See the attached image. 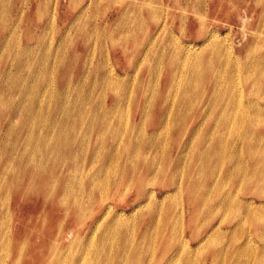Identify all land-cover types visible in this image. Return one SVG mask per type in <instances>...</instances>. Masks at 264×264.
Masks as SVG:
<instances>
[{
	"label": "rangeland",
	"instance_id": "374dc122",
	"mask_svg": "<svg viewBox=\"0 0 264 264\" xmlns=\"http://www.w3.org/2000/svg\"><path fill=\"white\" fill-rule=\"evenodd\" d=\"M3 6L6 9L8 6L7 20L9 26H6V23L3 25V27L1 28L2 39H0L2 41H4L5 39L7 40L12 34V31H14V34L11 39L9 38L10 40L9 42H7L6 46H4V48H0L2 49L0 50L1 59L4 61H9L7 59H10L12 57L15 61V59L21 58V54H24L25 49L27 46H29V44H31L32 46L33 44L39 43L40 45L39 49H33L35 50V52L37 51V54H39L40 63L38 65L43 67V69L41 70L42 73L44 75H47L42 76V74H40V79L37 80L26 78L28 86H32V97L34 96V94L39 92V90L45 91L46 89L48 90V92L51 91L49 92V95H47L46 100H48L46 101V103L48 101V104L55 103L57 101L56 93L58 92V90L55 89V84L57 85L55 79H58V77L62 74H59L60 70L65 73V79L67 78L68 82H70V84H73L74 86H77L78 89L75 92L72 90V94L70 95V97H67L66 93L62 92L65 94L62 95L63 103H60V107L64 105V107L66 106V110H64L65 112L62 109L55 111L56 120H51L49 119L51 117H48L53 116L51 113H53L54 111L48 112L47 110H42L44 118L43 120L45 122L42 120L38 122L37 125L28 126L27 124L26 136L28 137L25 136V139L27 140L28 144H25L27 148L22 145H17L15 148L14 138H3V141L0 142V153L2 155V158H4L5 160L3 165L0 164V172L4 169L3 167L8 161V158H5V152L9 151L11 148L15 149V151L13 152V155L9 161L11 164H9L13 168H15L17 172L20 163L19 160H21L19 159V155L22 154L21 151H24L23 153H25L22 156L23 163H26L25 159L28 162L33 161L35 165L43 163L48 166V172L56 167L58 168V164L61 162V159L63 157H66L64 152L68 148V138L72 135L76 136L78 140H80V142H84V145L78 146L75 149L74 154L72 155L76 159H80V157L85 155L87 147L89 148L88 145H86L87 147H85V144L86 142L87 144H89V140L90 142L96 141L98 144H100V147L97 144L96 153H98L97 155H99V157L101 156V158H103V156L109 153L110 151H115L117 146L122 149L124 144L130 143V139H132V137L133 139H135L136 135L141 132L140 127L136 128L135 130L132 129L131 121H133L134 113L139 112L136 110V108H138V106H141L142 102L145 100L144 96L140 95L142 94L140 93L142 92V89H147V96L149 98L153 95L159 96L161 95V93L166 91L167 103L169 104V106H171V110L173 109V114L170 116L171 125L174 122V117H176L175 114L180 113L181 116V113H186L188 109L192 108V106H190V103L192 102L194 104L193 107H195V109L192 112L191 119L194 118L195 120L194 123L196 127V132L194 133L195 136L194 134H190L188 136L187 134L183 133L181 135V133L178 134V132L174 131V129L171 127V129L169 128L168 136L159 135L160 140L165 143L166 146L167 144L168 146H171L172 139L174 140L178 136L179 141L181 140V144H183V141L186 138H191V140L193 139L192 142L194 144L186 150L184 149V152L188 153L181 155L182 163H180V166H182L183 164L182 167H184V165H188V162L190 161L192 162L191 170H194L195 173H197L198 171L200 173L202 172V169L204 170L205 168L215 166L217 168V171L219 172V175H217V180H219V182H222V186L219 187V190L213 192V195H215L216 197L218 196V198H221L225 195L226 190H230V192L232 191V198L235 203H233V205L235 206H229V208H219L217 206L213 207L211 212H209V214H206L207 216L205 214H202L195 220V226L199 227V232L201 233H205L206 229H210L211 227H214L215 229V232L214 229L212 230L213 232L210 231L212 233H210L209 236L205 235V238L202 242L203 244L201 243L199 246L196 247V239H193L190 236L189 231H183L181 229L180 232V227L174 232L172 240L175 241V244H181L183 241H185V238L190 239L189 246L191 247L187 245L186 249H197L195 253H192V255L190 256V258L194 259L195 262H198H196L195 264H199V262L202 260H205L208 264H211V253L213 252V250L219 247L227 251L228 254H220L219 256H217V262L215 264H233V261L232 263H230L231 254L234 250V247L239 244H242L245 248L244 252L242 253V256H238L240 257L238 258L240 260L239 264H257V261L258 264H260L261 260L264 259V206L257 207L259 205L256 204H258L259 201H264V195L261 196L258 194L259 191L264 193V163L261 162L257 163L256 165L252 164V166L254 167L249 166L252 162L254 163L255 160L256 162H259L258 159H260L261 156L264 155V152H262L264 150V145H260L257 142H253L255 141L254 138L251 140V142L253 143V148L249 149V146L242 144L238 145L235 149L231 148V139H233L235 136H241L243 131L245 129L250 130V127L248 126L247 121L241 123L243 126L238 128V131H241V134H239L237 130L234 131L235 128L237 129V123L233 121V124H228V127L223 131V128L221 126L228 119L231 113L228 112L229 110L224 112V109L218 111V108H221V105H217L216 101H214V97L216 96L220 100V96L223 97L226 94L227 97V95L232 94L237 102L240 101L239 103H236L243 107L247 106L246 104L252 102L261 105L263 107V110H261L259 113L258 111H251L250 113L252 114L254 119L257 117V115L260 118L259 120H253L255 126H257V130H261L257 132L259 134L264 135V0H0V13H3ZM13 22L14 25L11 26L10 24ZM160 28L162 30H160ZM212 37H215V39ZM87 43L89 46L88 52L84 45ZM190 46L194 47L193 52L196 53V56L194 54L191 55L193 52H189L190 54L188 53V55L186 56V52H184V50ZM195 46L197 49L195 48ZM200 46L201 48H199ZM15 48L17 49V51ZM49 49L51 51H48ZM54 49L56 51L59 50L61 54H64L60 61L55 60V56H53L55 54ZM45 53H49V56ZM81 54L86 56L87 60L92 59V57L94 56L92 59L93 64L90 63L88 67L84 66V69H80L79 64H77V62L81 57ZM9 55L11 56L8 58ZM72 55L75 56L73 57ZM23 57L24 56H22V58ZM89 60L88 63L92 61ZM170 60H177L178 62L176 66L173 62V70L176 71L173 74L175 80L172 84V87L170 84L171 81L168 87H165V68H167L166 63L169 64ZM183 60L186 62L190 60L188 66L186 64V66L182 67V62L184 63ZM191 61L195 62L198 66L200 65L199 67H202V69L206 68L208 64L211 65V67L213 68V73H209V76L206 75L205 72L201 74L198 71L196 75H191V77L190 75H184L181 72L185 71L187 68L191 69L194 66L198 67L196 64L194 65V63H192ZM227 63L230 65H228ZM237 63L239 65H237ZM102 66H105V69L109 70L110 73L113 75L124 77L125 74H127L126 77H124L125 79H121V77H119L120 82H118L117 84L115 83L116 85L114 87H110L107 84L109 88L106 91V95L108 96L110 102H113L110 99L113 95V92L118 89L120 95L123 96L121 104L117 108H115L116 111L113 112L116 117L122 116L123 114V120L121 119L120 121L112 123L111 127L109 126V128L108 125L92 123V121H90L89 115H87L88 113L85 112V108H89L95 113L99 111L100 104L98 106L97 103L102 95V88H100V84L105 81ZM7 67H9L8 69H11L12 72L16 71V65L14 63L8 64ZM236 69L239 71H236ZM80 70H83V72L79 73ZM166 71L168 74L169 67L168 69H166ZM50 74H53L52 77ZM222 74L224 75L222 76ZM158 75H160V79H158ZM75 76L77 79L75 78ZM173 77L172 79H174ZM6 78L3 79L2 77L1 83L4 82L6 85L10 83L13 84L14 81ZM15 78L16 80H18L17 83H22L21 81L24 80V77H22L21 79V77L15 76ZM189 78H192V80L189 81ZM106 79L110 83L111 80L115 81L110 74L107 76ZM177 86H179V89ZM59 88L61 87H58V89ZM153 89L155 90V92ZM177 89L179 92L176 91ZM88 90H92L93 93L88 92ZM183 90L188 91L189 99L188 101L183 100V103H181V96ZM0 92H2L0 94L4 103L3 107L1 108V111L3 110L4 113L7 111V109H9L11 105V103H7L10 95L18 101V91L14 90L13 93H9L7 88H2L0 89ZM223 92L225 93L222 94ZM236 92H238L239 94ZM91 98L93 99L91 100ZM137 99L138 104L140 103L139 105L137 104ZM74 100L76 101V103ZM89 103H91V105H89ZM152 108L153 107H149V110L147 112L149 116H151V114L155 112V110H152ZM221 113H223L224 115ZM72 115L76 117L74 121ZM221 115L223 117H221ZM67 116H70L71 119H62L63 117ZM126 117H129V119H126ZM178 119L179 118H177L175 121L177 122ZM186 120L188 119L186 118ZM213 126L217 127L214 130L215 132L223 131V137L225 141L223 140L221 143H214L213 146L209 149V151H205L206 153H204L202 157L201 151L207 148L210 143L209 141L211 140L209 135H205V133L207 132L204 129ZM47 127L48 129H45ZM79 127L80 129H82L83 127V129L80 130ZM37 129H39V131ZM51 130L52 132H50ZM146 130L150 133L153 128L151 126H147ZM2 131L3 130H1V132ZM226 132L228 133L226 134ZM119 134H122V138L119 136ZM83 135L86 137H84ZM243 136L247 140V136ZM103 140L106 142L105 145H103ZM43 141L45 144L43 143ZM239 142L242 141L239 140ZM9 143L11 144V146ZM223 143L226 147L223 145ZM107 144L111 145L107 146ZM219 144L221 145L220 153L218 152V150H216L218 149ZM45 145H47L46 148ZM21 146L22 148H20ZM174 146L177 147L178 143H174ZM162 151V148H160L159 152L161 153ZM89 152L90 149H88V153ZM170 153H168L167 155H169ZM221 154H224V156ZM176 155L177 152L175 151V149H173V152L170 154V156L176 157ZM182 157H184V161L186 162L183 163ZM192 157L194 158L192 159ZM109 160L106 161V171H109V175L111 174L112 177L114 173L115 175H117L116 173L122 171L121 168L125 159H121L118 156V160L116 161H111V159ZM109 163L111 164L109 165ZM114 165L115 167H113ZM228 166H232V169L229 172L227 171ZM182 167H180L179 169L181 171L178 170L175 175H181L183 169ZM240 167H242V169ZM246 168L250 171L248 172L249 175H251L252 177L256 176V178L249 181L248 184L250 188L253 189V191H256L255 194L251 193V191L246 188L248 186L247 183L249 180L247 179V175H238V173L235 175L236 172L244 171L246 170ZM183 170L186 171L185 177H187L190 168L184 167ZM173 172H175L173 169H168L159 177L160 179L166 182L172 176ZM18 174H20V172ZM152 175L153 173H151L150 178H152L153 176H157ZM185 177L182 178L179 183V185L183 183V187L186 186ZM98 178H101V182L99 181L100 183L98 185L100 187L103 186L105 189L99 187L98 191L94 193V196H98L99 198H101V200H104L106 202L109 201V203L113 205V211L118 212V217L120 215L119 226L117 224L115 228L112 227L110 229L111 233L114 234V239L117 238L121 226H127L129 227V231L133 232L132 230L137 224L141 211L145 209L142 208L145 204V201L142 202V207H137L138 210L137 208L136 211L135 209L131 210V205L135 203V187H133L130 183L127 184V182L119 184L116 188L109 183V178H106L104 174H102V176L100 175ZM2 180L3 183L1 182ZM2 180H0V241H6L7 233L5 232L9 230L8 227H10V229L13 227L15 228L16 235L14 236V234L10 231V234L8 235L9 238L14 236L13 238H16V240L20 243H25L27 247L19 253L20 250L18 251L17 248L4 247V250L1 246L0 256L5 258L6 264H12V259H20L18 264H27V259H30L32 257V253L34 251L33 248L29 247L28 243L31 244V240L36 239V234L41 235L45 227L49 226V224H52L53 226L55 225V233H57L59 225L64 220V208L60 207V213L58 214V212L56 211L57 214L54 215L53 218H50L47 215L49 209L51 208L49 206L50 204L45 203V200L42 198L41 195L32 193L27 196H20L19 193L16 191L11 192L8 178H5V181L4 179ZM102 183H104L105 186ZM167 185L164 188L158 189V196L161 195L160 192L169 189ZM77 186L80 188L77 189V191L80 190L78 195H85L83 187L81 188L79 183L77 184ZM154 186L155 185H150V183L147 184V188L149 189L153 188ZM171 194L172 193L168 195L166 200H162L161 198H157V200L163 202V204L165 202L168 204L173 203L172 206H174V208L178 207L177 203L182 202L179 209L181 211H184L183 215L184 221L186 223L187 220L191 217L190 211L188 210L187 206L185 207L184 205L186 195L179 192L173 193L172 195ZM241 199H251L254 201L255 207L253 208L256 210V215L254 216V218L245 219L244 216H242L243 209L241 208L239 201ZM85 206H82V208L79 209V213L81 212L80 217L82 216L81 219L86 218L87 216V219L85 220L86 223L83 226L84 231L89 225V221L92 220V218L88 219V216L92 213V210L94 208L93 206L90 207V205ZM87 207L90 209H88ZM171 210L172 208H167L163 205V216L167 215V213ZM110 217L108 216L107 220L101 225V227L89 235V238L86 237L82 239V242H75L73 240L71 243V254L69 255L64 253L66 258H63L64 256H62L61 258L59 257L62 261L60 260L59 262L57 259H54L52 263L72 264V258H74V255L79 256L80 254H82L84 246H95L93 243H97L100 241L101 230L109 222ZM240 222L245 223L242 224ZM236 223H238L239 226H237V229H234L236 227L234 226ZM67 226L68 227L65 231L70 228H74L75 225L70 221ZM78 230V228H74V231L77 232ZM257 230L259 231L258 233ZM156 231L157 230H153V233L150 238L145 241V254H147L148 257H150L152 255L151 253L154 251L152 247L157 246L160 240L159 233ZM158 231L161 230L159 229ZM23 233H28L29 238H26L25 234ZM3 234H5L6 237H4ZM1 237H3L4 239H2ZM54 239L57 240L55 237H53L51 242L54 243ZM116 241L119 240L117 239ZM253 246L257 247L253 248ZM149 249H152V251H150ZM247 252H249L250 254ZM57 254L58 255L56 257L61 256V253L59 254L58 252ZM184 255L186 256L187 254L184 253ZM89 256V254L86 255L87 260L85 258L82 259L84 261L86 260L83 263L87 264L89 262L88 259H90L97 264V261L93 258L91 259V257L88 258ZM262 261L264 262V260ZM28 264L30 263L28 262ZM35 264H38V261ZM175 264H181V262L176 261Z\"/></svg>",
	"mask_w": 264,
	"mask_h": 264
},
{
	"label": "bare ground",
	"instance_id": "6f19581e",
	"mask_svg": "<svg viewBox=\"0 0 264 264\" xmlns=\"http://www.w3.org/2000/svg\"><path fill=\"white\" fill-rule=\"evenodd\" d=\"M7 9H8V6H7ZM7 9L3 6V10H2L3 13H0V15H1V17H0V38L1 39H2L1 28L3 27V25L5 23H6L5 24L6 26H9L8 20H7ZM10 25L11 26L14 25V22L11 23ZM162 29H163V27H162ZM162 29L160 28V30H162ZM3 30H4V28H3ZM13 34H14V31H12V34L9 37L10 39H11V37H13ZM44 37H45V35H44ZM9 38L7 40L3 39L4 41H2L0 39V48H2V47L4 48V46H6L7 42H9V40H10ZM212 38L215 39V37H212ZM217 38H218V35H217ZM153 41H155V40H153ZM209 42H207V43H209ZM226 42H227V40H226ZM152 43H154V42H152ZM223 44H224V42H223ZM84 45H85V48L87 49V52H88V50H89L88 43L84 44ZM188 45H190V44H188ZM191 45H193V44H191ZM33 48L39 49L40 48L39 43L33 44L32 46H31V44H29V46L26 47L24 54L23 53L21 54V58L15 59V61L12 57L10 59H7L9 61H4L0 57V80L2 79V77H3V79L7 77L6 79H10V80L15 82V84L13 82V84L10 83V84L6 85L4 82L1 83L2 82V80H1L0 81V89L7 88L9 93H13L14 90L18 91V101L15 100L10 95L7 103L8 104L11 103V105H10L9 109H7V111L4 113H3V110L1 111V108L3 107L4 103L2 101L1 94H0V129L3 130L2 131L3 133L0 130V142L3 141L4 137H6L8 139L14 138L15 139V141H14L15 142V148L17 145L25 146V144H27V140L25 139L26 137H28V136H26L27 124H28V126L37 125L38 122L42 121L44 119L43 114H42V110H47L48 112L54 111L53 113H51L53 116H48L49 114L47 116L51 117V118H49L51 120H56V112L55 111H58L60 109H62L63 111L66 110V106L64 107V105H62L60 107V103H63L62 102V95L66 93V96L70 97V95L72 94V90L75 92L78 89L77 86L70 84V82H68L67 78L65 79V76H64L65 73L62 70H60L59 74L62 73L61 74L62 76L61 75L59 77L57 76L58 79H55V82L57 83V85L55 84V89L58 90V92L56 93L57 94V98H56L57 101L55 103L48 104L49 101L46 103V101L48 100V99L46 100L47 95H49V92H51V91L48 92V90H46V89H45V91L39 90V92L34 94V96L32 97V94H31V87L32 86H30V85L28 86L26 78L37 80V79H40V76H41L40 74H42V76L47 75V74L44 75L42 73L41 70L43 69V67L38 65L40 63L39 54H37V51L35 52V50ZM195 48H196V46H195ZM199 48H201V46ZM56 49H57V47H56ZM0 50H2V49H0ZM16 51H17V49H16ZM48 51H51V50L49 49ZM54 51H55V54L54 55L51 54V55L55 56L56 61H60L62 59V57L64 56V54H61L59 50L56 51L54 49ZM193 51H194V47H191V46L187 47L184 50V52H186L185 53L186 56L188 55L189 52H193ZM22 52H23V50H22ZM250 52H251V50H250ZM8 53H10V52H8ZM253 53H254V51H253ZM45 54H47L49 56V53H45ZM193 54L195 55L196 53L193 52L191 55H193ZM75 55H72V56L74 57ZM10 56L11 55H9L8 58ZM22 56H24V57L22 58ZM77 56H78V53H77ZM250 56H252V55H250ZM93 57H92V59H93ZM192 57H194V56H192ZM86 58H87L86 56L81 54V57L79 58V60L77 62V64H79L80 69H84V66L88 67L90 65V63L93 64L92 59H90L92 61L88 63L89 59L87 60ZM144 59H145V57H144ZM53 60H54V58H53ZM189 61L190 60H188L187 62L184 61V63L182 62V67L186 66V64L188 66ZM193 61H191V62L194 63V65H195L196 63ZM226 61H227V56H226ZM74 62H75V59H74ZM143 62H144V60H143ZM173 62L175 63V66L178 63L177 60L176 61L170 60L169 64L166 63L167 64V68H165V73H166L165 75L166 76H164L165 87L166 86L168 87L170 81H171L170 84L172 87V84L175 80V78L173 77V74L176 71L173 70ZM228 62H230V61H228ZM10 63H12V64L14 63L16 65V71L12 72L11 69H8L9 67H7V66ZM56 63H58V62H56ZM42 64H43V62H42ZM228 65H230V64H228ZM237 65H239V64L237 63ZM105 66H102L103 76L105 78V81H103L100 84L101 85L100 88H102V95H101V98L99 99V101L97 103L98 106L100 104L99 111L97 113H95L92 110H90L89 108H85V112L88 113L87 115H89L90 121H92V123L100 124V125H108V128H109V126L111 127L112 123L120 121L121 119L123 120V114H122V116L116 117V115L113 113L114 111H116L115 108H117L121 104V102L123 100V98H122L123 96L120 95V93L118 92V90H119L118 89V90L113 92V95L110 98L113 102L109 101V98L106 95L107 94L106 91L108 90L109 86L114 87L118 82H120L119 77H121V76L111 74L109 70L105 69ZM199 66L198 67L194 66L191 69L187 68L183 72H181V70H180V72L183 73L184 75H190V77H191V75H196V73L198 71L201 74H203V72H205L206 75H209V73H213V68L211 67V65L208 64L206 66V68H203V69H202V67L200 68ZM168 67H169V73L167 74L166 69H168ZM236 71H239V70L236 69ZM54 72H56V71H54ZM82 72H83V70L79 71V73H82ZM234 72H235V70H234ZM50 73H51V71H50ZM109 74L114 78L115 81L111 80V83L108 82V80L106 78ZM183 74H182V78H183ZM50 75L52 77L53 74H50ZM126 75L127 74H125L124 77H126ZM223 75L224 74H222V76ZM15 76L21 77V79H22V77H24L23 78L24 80L21 81L22 83H17L18 80H16ZM68 76H69V74H68ZM70 76H72V75H70ZM84 76H87V75H84ZM135 76H136V74H135ZM158 76H159L158 79H160V75H158ZM219 76H220V74H219ZM124 77H121V79H125ZM172 77L174 79H172ZM75 78H76V76H75ZM190 80H192V78L191 79L189 78V81ZM121 82H124V81H121ZM236 83H235V85H236ZM74 84H75V82H74ZM107 84L109 86H107ZM57 86L61 87V88L58 89ZM177 87L179 89V86H177ZM51 88H52V86H51ZM60 89H62V90H60ZM178 89L176 91H178ZM100 91H101V89H100ZM239 91H242V90H239ZM62 92H65V93H62ZM80 92H82V91H80ZM88 92L93 93L92 90H88ZM154 92H155V90H154ZM0 93H2V92H0ZM140 93H142L140 95L144 96L145 100L142 102L141 106H138V108H136V110L139 112L134 113L133 121H131V124H132L133 130L140 127L141 132H139V134L136 135L135 139H133V137H132V139H130V143L124 144L122 149H120L117 146L115 151H110L109 153L104 155L103 158H101V156L99 157V155H97L98 153H96L98 143L96 141L90 142L89 139H88L89 144H87V142L85 144V147H87L86 145L89 146V148L87 147V149H86L85 155L80 157V159L74 158L72 155L74 154L75 149L78 146L84 145L83 144L84 142H80V140H78V138L74 135L70 136L71 138L70 137L68 138V142H67L68 148L64 152L66 157H63L61 159V162L58 164V166H59L58 168L56 167L49 172L47 171L48 166H46L43 163H41L39 165H35L33 163V161L28 162L26 159H25L26 163H23V157L22 156H23V154H25V153H23L24 151L23 152L21 151L22 154L19 155L20 156L19 159H21V160H19L20 163H19V168H18V172H17L16 169L13 168L10 165L11 163L9 162L12 155H13V152L15 151V149L11 148L9 151L5 152V154H6L5 158L6 159L8 158V161H7L6 165L3 167L4 169L0 172V180L4 179V181H5V178H8L9 183H10L11 192L16 191L19 193L20 196H27V195H30L32 193H35L37 195H41L42 198L45 200V203L50 204L49 206L51 208L49 209V212L47 214L48 217H50V218L51 217L53 218L54 215L57 214L56 211L58 212V214L60 213V210H59L60 207L64 208L63 209L64 210L63 211V215H64L63 219L64 220L59 225L57 233H55V225L53 226L52 224H49V226L45 227V229H44L43 233H41V235L36 234L37 235L36 239L31 240V244L28 243L29 247L33 248L34 251L32 253V257L30 259H27V261H26L27 264H28V262L30 264H35V263H37V261H38V264H54V263H52V261L54 259H57L60 262V260H61L60 258L62 256H64L63 258H66L65 254H69V255L71 254V243L73 240L75 242H82V239H84L86 237L89 238L90 237L89 235L91 233L95 232V230H98L101 227V225L107 220L108 216L109 217L111 216V217H110L109 222L101 230L100 241L97 243H93L95 246H92V245L84 246L82 254H80V255L78 254L79 256L74 255V258H72V264H84L83 262H85L87 260L86 259L87 254L90 255L88 258L91 257V259L92 258L95 259L97 261V264H175L176 261L177 262L180 261L181 264H195L197 261L195 262L194 259L190 258V256L192 255V253H195V251L197 249H195V250L186 249L187 245L188 246L190 245L189 244V242H190L189 238H185L184 239L185 241H183L181 244H175V241L172 240L174 232L179 227H180V232H181V229L183 231H189L190 236L193 239H196V247H197L203 242L205 235L209 236V234L213 232L212 230L214 229V227H211L210 229H206L205 233H203V232L201 233V232H199V227L195 226V220L202 214H205V215L209 214V212H211L213 207L217 206L219 208L220 207H228L229 208V206L230 207L235 206V205H233L234 200L232 198L233 197L232 191L230 192V190H226L225 195L222 196L221 198H218V196L216 197L215 195H213V192L219 190V187L222 186V182H219V180H217L218 179L217 175H219V172L217 171V168L215 166H211L210 168H205L204 170L201 168L202 172L199 173V171H198L197 173H195L194 170H191L192 169V162L189 161L188 165H186V166L184 165V167L190 168V171L187 174V177H185L186 171L183 170L184 169V167H182L183 164H182V166H180V163H182L181 162V155L188 153V152H184V149L186 150L187 148L191 147L194 144L192 142L193 139L191 140V138H186L183 141V144H181V140L179 141V136H178L174 140L172 139L171 146L169 145L170 146L169 147L168 144L166 146L165 143H163L159 138V135H161V136L167 135L168 136L169 128L171 129V127L174 129V131H177L178 134L181 133V135H182V133H183V134H187L188 136L190 134L193 135L196 132V127H195V123H194L195 120H194V118L191 119L192 112L195 109V107H193L194 104L191 102L190 106H192V108L188 109V111L184 114L181 113V116H180V113H176L175 114L176 117H174V122L171 125V121H170L171 117L170 116L173 114V111H172L173 109L171 110V108H170L171 106H169V104L167 103V100H166L167 99L166 98L167 92L164 91L163 93H161V95H159V96L153 95L150 98L147 96L148 92H147L146 88H143L142 92H140ZM224 93L225 92H223L222 94H224ZM236 93H238V92H236ZM176 95H178V94H176ZM67 97H65V98H67ZM181 97H182L181 103H183V100L188 101V99H189L188 91L183 90ZM241 97H243V96H241ZM176 98H177V96H176ZM73 99H74V97H73ZM75 99H76V97H75ZM92 99L93 98H91V100ZM173 100H175V99H173ZM81 101H82V98H81ZM214 101H216L217 105L218 104L221 105V108L219 107L218 111L224 109V112L229 110L228 112L231 113L230 116L228 117V119L221 126L223 128V131H224V129H226L228 127V124H231L233 121H235V123H237L236 124L237 129L234 127L235 128L234 131L235 130L238 131V128L243 126L241 123H244L246 121L248 122V126L250 127V130L245 129L241 136L239 135V134H241L240 133L241 131L240 132L238 131L239 136H235L233 139H231V146H230L231 148L235 149L240 144L249 146L248 147L249 149L253 148V143L251 142V140L254 138H255V141H253V142H257L260 145H264V135L259 134L257 132V131H261V130H257V126H255V124H254V120L255 119L259 120L260 118L258 117V115H257L258 118L255 115L256 118L254 119L252 114L250 113L251 111L252 112L258 111V113H259L261 110H263V107L261 105H259L258 103L252 102V103L246 104L247 106L243 107V106L237 104L240 101L237 102L232 94L227 95V97H226V94L223 97L220 96V100L218 97L215 96ZM68 102H70V101H68ZM107 102H108V105H107ZM75 103H76V101H75ZM137 104H138V99H137ZM89 105H91V103H89ZM84 107H86V106H84ZM149 107L150 108L153 107L152 110H155V112H153L151 114V116H149L147 113L149 110ZM43 108H45V109H43ZM59 113H61V112H59ZM221 114H223V113H221ZM70 116L63 117L62 119L63 120L68 119V118L71 119ZM72 116H73V121H74V119L76 117L74 115H72ZM221 117H223V116L221 115ZM177 118H179V119L176 122L175 120ZM186 118L188 120H186ZM126 119H129V117H126ZM82 121H83V119H82ZM47 122H49V121H47ZM67 122H68V120H67ZM55 124H56V122H55ZM47 125H48V123H47ZM81 125H82V123H81ZM5 126H6V128H5ZM39 126H40V124H39ZM147 126H151L153 128V130L150 133L147 132V130H146ZM66 127H67V125H66ZM37 128H38V126H37ZM215 128H217V127L213 126V127H209L207 129H204L207 132V133H205V135L206 134L209 135V137L211 139L209 142L212 144L209 143L207 148H205V150L201 151L202 157H203V154L206 153L205 151L206 150L209 151V149L213 146L214 143H221L224 140L223 131L222 132H215L214 131ZM45 129H48V127ZM79 129H80V127H79ZM82 129H83V127H82ZM82 129H80V130H82ZM37 130L39 131V129H37ZM69 130H71V129H69ZM230 131H228V132H230ZM50 132H52V130ZM78 132H80V131H78ZM228 132H226V134ZM121 133H122V131H121ZM124 133H126V132H124ZM198 133H199V131H198ZM105 134H107V133H105ZM132 134H134V133H132ZM121 135L119 134L120 137H121ZM243 135L247 136V140L244 138ZM194 136H195V134H194ZM84 137H86V136H84ZM123 138H124V136H123ZM164 138H166V137H164ZM34 140H36V139H34ZM239 140H241L242 142H239ZM33 142H35V141H33ZM36 142H38V141H36ZM249 142H251V143H249ZM43 143H44V141H43ZM105 143L106 142L104 141L103 145H105ZM174 143H178V146L177 147L174 146ZM46 144H48V143H46ZM98 145L100 147V144H98ZM108 145H111V144H107V146ZM223 145H224V143H223ZM10 146H11V144H10ZM22 146L20 148H22ZM46 146L47 145H45V148H46ZM25 147L27 148V146H25ZM219 147L216 150H218V152L220 153V151H221V145L220 144H219ZM160 148H162V150H163L161 152L162 154L159 152ZM88 149H90L89 153H88ZM173 149H175V151L177 152L176 157L170 156V154L173 152ZM170 151H171V153H170ZM189 151H190V149H189ZM262 152H264V150ZM168 153H170V154L167 155ZM31 154H33V153H31ZM221 155L224 156V154H221ZM221 155H220V158H221ZM118 156L121 159H123V158L125 159V161L122 164V168H121L122 171H119L117 169L119 171L118 173H116L117 175H115V173H114L111 177V174L109 175V171H106V168H107L106 161L109 159H111V161L112 160L116 161V160H118ZM16 158H15V160H16ZM182 158H183V163L186 162V161H184V157H182ZM193 158L194 157H192V159ZM4 160L5 159L2 158V155L0 153V164L3 165ZM12 160H14V159H12ZM78 160H80V161H78ZM38 161H37V163H38ZM115 161H113V162H115ZM258 161L259 162H256V160H255L254 163L253 162L251 164L249 163L250 164L249 167H254V166H252V164L256 165L257 163H261V162L264 163V155H262L261 158L258 159ZM110 164L111 163H109V165ZM112 164H114V163H112ZM113 167H115V165ZM180 167L183 168L181 175H175L176 172L180 169ZM231 167L232 166L227 167L228 172L232 169ZM236 168H237V166H236ZM240 168L242 169V167H240ZM168 169H173L175 172H173L172 176L169 178V180L165 182L164 180L160 179L159 176L161 174L165 173ZM179 171H181V170H179ZM19 172H20V174H18ZM133 172H134V174H133ZM248 172H250V171L246 168V170H244V171L236 172L235 175L237 173H238V175H245V176L247 175L248 176L247 179H249L248 183H247V185H248L249 181L256 178V176L252 177L251 175H249ZM151 173H153V175H157V176L152 175L153 177L150 178ZM102 174H104L106 178H109V183L113 187L117 188L119 184L127 183V182H128L127 184L130 183L133 187H135V189H136L135 203H133L131 205L132 206L131 210L135 209V211H136V208L142 207V205H143L142 202L145 201L144 202L145 204L142 207L145 209L141 211V213L139 215V219L137 221V224H136L135 228L132 230L133 232L129 231V227H127V226L122 227L121 226V228L119 227L120 232L119 233L117 232L118 233L117 238L115 237L116 239H114V237H113L114 234L111 233L110 229L112 227L115 228V226L117 224L119 226L120 215L118 217V212L113 211L114 210L113 205L111 203H109V201L106 202L104 200H101V198H99L98 196H94V193L96 191H98V189L100 187L98 184L101 182V180H100L101 178H98V177L100 175L102 176ZM184 177H185V183H186L185 187H183V183L179 185L181 179ZM150 179H151V181H150ZM1 182L3 183V180ZM103 182H104V180H103ZM78 183H79L81 188L83 187V191H84V194L86 196L85 195L80 196L81 194L78 195L80 192V190L77 191V189H80L77 186ZM105 183H107V182H105ZM149 183H150V185H155L157 187L154 186L153 188L149 189V188H147V184H149ZM102 184L104 185V183H102ZM166 185L169 187V189L160 192L161 195L158 196V194H157L158 189L164 188ZM101 187L104 188L103 186H101ZM246 188L248 190H250L251 193H254V194L256 193V191H253V189L250 188L249 185ZM177 192L183 193L186 195V198L184 200V205H185V207L187 206L188 210L191 213V217L187 220L186 223L184 221V215H183L184 211H181L179 209V207L182 203L181 200H180L181 203H177V205H178L177 208H174V206H172L173 203L168 204L165 202L163 204V202H160L157 200V198H161L162 200H166V198L168 197V195L170 193L173 194V193H177ZM8 193H9V191H8ZM258 194L261 196L264 195V193L260 192V191L258 192ZM5 197H6V195H5ZM104 198H105V196H104ZM141 198H143L145 200H143ZM3 199H6V198H3ZM138 199H141V200H138ZM239 201H240V206L243 209L242 216H244L245 219L254 218V216L256 215V210L253 208V207H255L254 201L251 199H244V200L241 199ZM85 205H88V206L90 205V207L93 206L94 208L92 210V213L88 216V219L92 218V220L89 221V225L86 227V229L84 231L83 226L86 223L85 220L87 219V216H86V218L81 219L82 216L80 217L81 212L79 213V209ZM163 205L167 208H172V210L170 212H168L167 215H165V216H163V214H162ZM177 205H175V206H177ZM256 205H259L257 207L264 206V201H259L258 204H256ZM88 209H90V208H88ZM94 209H96V210H94ZM137 210H138V208H137ZM206 218H209V217H206ZM226 218H228V217H226ZM122 220H123V218H122ZM70 221L72 223H74V225H75L74 228L79 229L77 232L74 231V228H70L67 231H65L66 228L68 227L67 225ZM122 222H124V221H122ZM240 223H242V222H240ZM243 223H245V222H243ZM242 224H241V227H242ZM249 225H250V221H249ZM234 226H236L234 229H237L238 228L237 226H239V225H238V223H236ZM1 227H2V225H1ZM8 228H9V230H7L6 232L4 231L5 233H7V237L5 236V234H3L4 237H6L7 239H6V241H4V240L0 241V247L2 246L4 250H5V248H8V247H11V248L14 247V248H17L18 251L20 250L19 251V253H20L24 248L27 247V245L23 242L20 243L19 241L16 240V238H13L16 235L15 228H13V227L11 229H10V227H8ZM159 229L161 231H158ZM153 230H157L156 232L159 233V239L160 240H159V243L157 244V246L152 247V249L154 251L151 253L152 255L150 257H148V255L145 254V250H146L145 241L150 238V236L153 233ZM263 230H264V228H263ZM10 231L14 234V236L9 238L8 235L10 234ZM210 231H212V232H210ZM214 232H215V229H214ZM258 232L259 231L257 230V233ZM23 234H25V233H23ZM25 237L29 238L28 233L25 234ZM53 237H55L57 239V240L54 239V241H55L54 243L51 242ZM1 238L4 239L3 237H1ZM117 239L119 241H116ZM152 239H154V238H152ZM254 246H253V248L257 247V246L256 247H254ZM189 247H191V246H189ZM247 248H250V247H247ZM152 249L151 250L149 249V250L152 251ZM244 249L245 248L243 247L242 244L235 246L234 250L232 249L233 252L231 254L230 263H232V261H233V264H239L240 260L238 258H240V257H238V256L239 255L242 256ZM258 249H259V247H258ZM75 250H77V249H75ZM58 252H59V254L61 253V256L56 257L58 255L57 254ZM252 252H253V250H252ZM73 253H74V250H73ZM184 253H186L187 255L185 256ZM247 253H249V252H247ZM211 254H212L211 264H215L217 262L216 261L217 256H219L220 254H228V253L223 248L219 247V248L213 250V252ZM182 256H185V257H182ZM84 258L86 259L85 261L82 260ZM252 258H254V257H252ZM88 260H89V262L87 261L88 262L87 264H96L93 260H90V259H88ZM249 260H251V259H249ZM262 260H264V259H262ZM262 260H261L260 264H264V262ZM19 261H20V259H12V264H18ZM245 261H246V258H245ZM0 264H6L5 258H3L2 256H0ZM199 264H208V263L205 260H202L199 262ZM257 264H258V261H257Z\"/></svg>",
	"mask_w": 264,
	"mask_h": 264
}]
</instances>
